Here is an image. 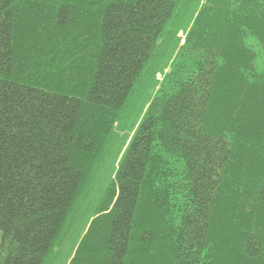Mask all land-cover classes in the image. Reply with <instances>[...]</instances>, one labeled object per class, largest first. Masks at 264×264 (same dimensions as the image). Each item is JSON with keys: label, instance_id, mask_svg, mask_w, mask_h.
<instances>
[{"label": "trees", "instance_id": "1", "mask_svg": "<svg viewBox=\"0 0 264 264\" xmlns=\"http://www.w3.org/2000/svg\"><path fill=\"white\" fill-rule=\"evenodd\" d=\"M0 264H264V0H0Z\"/></svg>", "mask_w": 264, "mask_h": 264}, {"label": "rangeland", "instance_id": "2", "mask_svg": "<svg viewBox=\"0 0 264 264\" xmlns=\"http://www.w3.org/2000/svg\"><path fill=\"white\" fill-rule=\"evenodd\" d=\"M178 38L180 39V44L179 46H182L184 45V42H185V35L183 32H179L178 33ZM257 50V49H256ZM157 79L158 81L160 82L162 80V76L161 75H157ZM121 139V136H119V140ZM112 165V161H107L106 164H105V172H106V175L103 176V180L104 182H107V171L110 169ZM85 222V217L83 215H80L76 218V220L74 221L72 227H70V230L68 229V226H66L65 230L66 231H69L70 233H72V235H75L79 232V230L81 229V227L83 226ZM57 251V249L55 250Z\"/></svg>", "mask_w": 264, "mask_h": 264}]
</instances>
